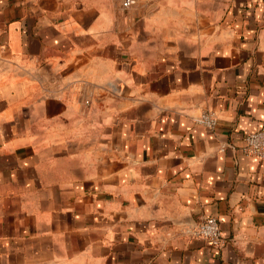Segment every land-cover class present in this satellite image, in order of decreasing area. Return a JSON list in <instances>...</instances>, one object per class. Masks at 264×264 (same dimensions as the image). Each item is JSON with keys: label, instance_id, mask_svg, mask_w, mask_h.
Returning <instances> with one entry per match:
<instances>
[{"label": "crops", "instance_id": "obj_1", "mask_svg": "<svg viewBox=\"0 0 264 264\" xmlns=\"http://www.w3.org/2000/svg\"><path fill=\"white\" fill-rule=\"evenodd\" d=\"M124 1L0 0V264H264V0Z\"/></svg>", "mask_w": 264, "mask_h": 264}, {"label": "built area", "instance_id": "obj_2", "mask_svg": "<svg viewBox=\"0 0 264 264\" xmlns=\"http://www.w3.org/2000/svg\"><path fill=\"white\" fill-rule=\"evenodd\" d=\"M135 4L136 0L124 1L126 7H131ZM197 122L211 130L218 125L217 118L211 111L203 112ZM224 149L225 147L222 148V151ZM242 153L246 157H254L264 161V128L245 135ZM194 235L215 248H221L225 243L220 223L215 217L206 218L194 231Z\"/></svg>", "mask_w": 264, "mask_h": 264}]
</instances>
